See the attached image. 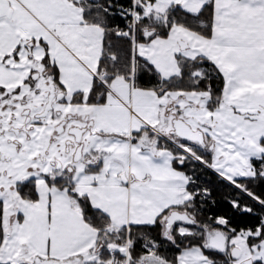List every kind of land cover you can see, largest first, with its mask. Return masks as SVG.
<instances>
[{
  "label": "snow or ice",
  "instance_id": "snow-or-ice-1",
  "mask_svg": "<svg viewBox=\"0 0 264 264\" xmlns=\"http://www.w3.org/2000/svg\"><path fill=\"white\" fill-rule=\"evenodd\" d=\"M0 264H264V0H0Z\"/></svg>",
  "mask_w": 264,
  "mask_h": 264
}]
</instances>
